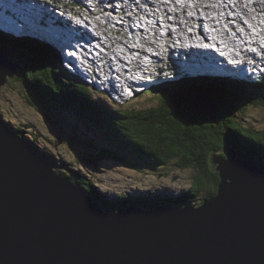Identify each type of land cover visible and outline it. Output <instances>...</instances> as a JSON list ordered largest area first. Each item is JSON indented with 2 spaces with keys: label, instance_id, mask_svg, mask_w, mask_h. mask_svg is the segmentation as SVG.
<instances>
[{
  "label": "water",
  "instance_id": "1",
  "mask_svg": "<svg viewBox=\"0 0 264 264\" xmlns=\"http://www.w3.org/2000/svg\"><path fill=\"white\" fill-rule=\"evenodd\" d=\"M18 70L0 48V90ZM212 100L194 106L217 124ZM221 154L199 206L106 213L0 114V264H264V167Z\"/></svg>",
  "mask_w": 264,
  "mask_h": 264
},
{
  "label": "trees",
  "instance_id": "2",
  "mask_svg": "<svg viewBox=\"0 0 264 264\" xmlns=\"http://www.w3.org/2000/svg\"><path fill=\"white\" fill-rule=\"evenodd\" d=\"M0 41L5 42L0 46L9 51L11 63L19 67L16 78L10 83L19 86L52 113L75 115L77 122L68 119L72 130L81 133L76 134L79 145L88 151L89 159L83 162L96 167L99 162L110 159L132 169L173 164L177 169L194 171L189 189L177 195L122 194L108 198L72 165L59 162L57 172L76 182L107 213L126 207L150 210L156 206H196L198 200L200 205L216 195L218 176L211 170L208 157L223 149H233L243 159L264 167V130L244 127L238 119L248 107L263 103L264 97L258 102L250 93H258L261 87L263 90L264 82L236 80L229 85L222 83L220 77L206 76L163 81L151 89L157 94L156 106L145 110L111 109L94 100L84 85L67 78L56 51L47 49L46 44L1 32ZM186 86L190 89L184 93ZM196 92L208 93L217 101V124L198 113L192 97L188 96ZM13 129L24 137V131L31 129V125ZM39 135L36 133L35 139H39ZM30 144L40 157L54 164L53 157L49 160L32 142Z\"/></svg>",
  "mask_w": 264,
  "mask_h": 264
},
{
  "label": "rangeland",
  "instance_id": "3",
  "mask_svg": "<svg viewBox=\"0 0 264 264\" xmlns=\"http://www.w3.org/2000/svg\"><path fill=\"white\" fill-rule=\"evenodd\" d=\"M38 1H40L39 5L44 3L43 6L45 7H48L47 5L50 7L53 6L45 2L48 0ZM51 3L54 4L56 2L51 0ZM22 6L25 7V9L19 12L25 14L27 12V6ZM28 6L29 8H33L30 4H28ZM171 28L175 29L173 26H171ZM226 29L229 30L228 27H226ZM101 30L109 32L108 29H105L104 27ZM162 32L164 33V31ZM109 35L114 36L111 34ZM117 39L125 41V37L123 39ZM140 43L141 42L137 40V44L139 45L138 48H141L142 43ZM129 44H134L133 40H131ZM56 47L59 48L58 46ZM49 48L55 52V49L47 46V49ZM146 50L150 52L149 49L146 48ZM6 52L9 54V51ZM59 58L60 56H58V59ZM219 60L221 61V59ZM68 69L70 71L72 68ZM85 77L86 75L84 76V79ZM220 78L222 79V83H229V85H231L232 82H236L230 74H225ZM10 81L12 80H9V82L0 90V113L12 127L22 129L25 125H31V129L24 131L26 137L30 139L41 153L46 154L50 158L49 160L52 161V157L55 159L54 164L56 165L48 160L47 161L55 167L56 171L60 170V168L57 167L59 162L72 165L73 169L87 177L92 183H94L98 191L101 194L106 195L108 198H113L122 194L139 196L150 192L177 195L189 189L191 180L194 176V171L192 169L180 170L174 167L173 164L156 168L151 165L140 166L139 169L136 170L127 168L120 163L107 159L99 162L96 167L83 162V159H89L88 151L85 150L83 146L79 145L76 134L81 135V133L79 131L75 133L72 130L73 126L70 124V120L77 122L75 120V115H58L52 113V110L29 96L16 84L10 83ZM96 87L98 88L97 85ZM189 89V86H186L184 93H186L187 90L189 91ZM263 92L264 89L262 90L261 87L258 93H250V96L251 98L255 97V100L260 102L264 97ZM95 97L103 103L108 104V102L104 101L102 97ZM25 98H28L30 101H27ZM29 102H32L36 106L34 107ZM128 102L129 104L126 106L128 109L145 110L157 105V94L155 91L153 93V90L149 89L136 100L132 99ZM212 102V98L202 96L201 104L208 105ZM238 119L244 127L258 131L264 130V101L259 105L248 107L247 111L238 116ZM77 124L84 129L80 123ZM36 133L40 134L39 139H35ZM58 138L61 141L60 144H58ZM199 202L200 200H198L196 204L199 205Z\"/></svg>",
  "mask_w": 264,
  "mask_h": 264
},
{
  "label": "bare ground",
  "instance_id": "4",
  "mask_svg": "<svg viewBox=\"0 0 264 264\" xmlns=\"http://www.w3.org/2000/svg\"><path fill=\"white\" fill-rule=\"evenodd\" d=\"M15 1H16V3H18L20 5L27 6L26 10H28V11L30 10V12H35L36 11V6H37L40 9L38 14H37L38 18H40V23H38V24L41 25V26H43L45 23H47L50 20V19H48L49 15H50L49 13H52V15L56 19H60V17H61V15L59 13L55 12V9H57L56 6L55 7L51 6L52 7L51 8L49 5L46 4L48 7H45L43 5H39L40 1H38V0H15ZM111 1H115V0H111ZM118 1H120L122 3V6H123L122 14L123 15L126 12L129 11V8L133 4V0H118ZM214 1H215V4H217V7L210 8L209 11H208V14L209 15L220 16L223 19H227L228 16L224 12L227 11V10H230V4L227 2V0H214ZM248 1L249 0H247L246 3H248ZM47 2H49V0ZM80 2H81V0H80ZM101 3L102 2L100 0H98L99 11L103 8ZM139 3H140V7H137L136 8V12L131 14V16H133V18L131 20H130V18L124 16L125 19H126L125 23L127 25L129 24V27L135 21L144 20L145 17L146 18H150V16H152V17L156 16V9L151 8V7H155L156 4L154 6L148 7L147 8L148 10H147L144 7L146 5V3H147V0H139ZM202 3H203V0L202 1H198L197 5H201ZM207 3H210V4L207 5V7L212 5V3L209 2V1ZM28 4L33 6V8H29ZM176 4H178V0H176L175 5ZM232 4L234 6H236L237 9L240 10L242 13H244L245 15L251 17L250 19L252 20V22L249 20L248 25H246L247 28H245L246 31L247 30H249V31L251 30L252 24L254 23V19L252 17L255 18L257 23H259V22L263 23L264 22V0H256V2L254 3L253 7L244 6L241 2H239L237 0H233ZM10 6H11V1L9 0V3L5 6L7 8L3 7V9H5V10H4V13L3 12L1 13L0 23H5L6 24L5 27L9 25L10 28H13V30L20 32L22 30V28L25 27V26H23V24H21L19 22L15 23L13 21V22H11V24L13 23L11 25V24H9L10 21H8L5 18L11 19V20H15V19L17 20V14L22 15L23 13H21L19 11H16L15 9H12L11 11H8ZM174 7L180 9L181 14H185L187 9L189 8V6H184L183 8L182 7H177V6H174ZM159 8L161 10L162 9L166 10V5H161ZM256 12H259L262 15H255ZM220 13H223V14L220 15ZM172 18H174L175 20H177L181 24V25L178 24L180 26L179 32L182 35H185L184 32L186 30V27L183 26V20L186 21L185 24L187 25L190 18H186L185 15H183V17H181L178 12H175L173 14ZM203 19L208 21V22H206L205 24L202 25L203 26V31L207 30L206 27L212 29L213 27L218 25V22H217V24H214L213 20L207 19V14H206V16L204 18L201 17L200 21H203ZM52 20H54V18H52ZM99 22H101V21H99ZM55 25H58L56 31H57V34H59L60 39L62 40L63 44H65V43L74 44V43H77L79 40L86 41V43L88 45L92 44L93 42H95L94 34L87 27L81 28V27L74 26L73 24L68 22L66 19H64L63 21L60 20L59 22L53 24V26H55ZM35 27L40 31V33L43 32L42 30L44 28L41 29L37 25ZM104 28L107 29L106 27H104ZM97 29L99 30L100 34L102 35V39L105 40V46L104 47H105L106 51L104 53L106 55H101L94 62L95 69L93 70V73H92L93 77L94 78H98V75L96 73V69H99V67L101 65L102 66L104 65L103 66V68H104L103 72H105L104 76L106 77L107 82L106 83L103 82L101 80V78H98V80H100L101 82L107 84L108 87H110V89H108L109 92L111 93L110 97L114 98V96H116L117 92H118V94H120V91H117V88L119 87L120 84L113 77L112 69H111V72L109 71V69L111 68V64L113 63L112 65H115V62H114V60L111 57L115 56L116 57V61L128 59V57H129L130 61L133 60V62H131V64H130L131 68L129 69L128 72L123 70V69H121L119 76L123 79V82H124V85H125L127 91L128 90H133L132 88H134L135 92L136 91H143L142 90L143 86H141L140 84H127V83L129 81L128 78L129 77H134L135 73H136L135 71L140 70L142 68L143 65H142V63L140 62L139 59L145 58V54L146 53L144 54V52L143 53L141 52V53H139L137 55H134L126 48H124V50H123L122 45L124 46V44H125V46H128L127 43L131 42V40H133V42L135 43L137 41L136 38H139V41L142 42L143 46H145V47H155V44L158 43L156 38L155 37L152 38L151 36L150 37L149 36H144V34H142V33H136L134 36H130V35L124 36L125 37V41H121V40L117 39V38H120V37L115 36L113 33H111V35H114V36H110V35L107 34V31L101 30L102 28H98L97 27ZM33 31L38 32L37 30H33ZM121 31L124 32V28H121ZM0 32H1V30H0ZM226 32L230 33L229 31L224 30V27H223L222 29L217 30L215 32L214 36L217 37V38L218 37H222V38H226V39H230V40L233 39L232 36L231 35L228 36V34ZM260 35L264 36V30H262ZM55 36H56V34H55ZM21 37L23 38V37H29V36H25V34L22 33ZM69 45H71V44H69ZM52 46H53V48L55 49L56 52H59V48H57L54 45H52ZM71 46H73V45H71ZM73 48L74 47H72L71 49H73ZM2 49H4V48H2ZM208 49L210 50L211 48H208ZM233 49H229L228 51L233 52L234 51ZM260 49H261V52H264V49H262V48H260ZM191 50H192V47H191ZM220 50H223V49L221 48ZM5 51H6V49H5ZM214 53H215L214 55L217 57L218 60L221 59V61H224V62L232 61L233 63H236V64L241 62L240 60L236 59V54H234V53H230L227 56H225V55L221 56V55L217 54L216 52H214ZM92 55H93V53H92ZM134 56H137L135 60L133 59ZM87 57L88 56H83L81 58V61H83V58H84V61H86ZM261 59H262V61L260 62L259 67L257 69H255V70L252 69L248 73L247 78L245 80H243L244 82H251V83H257V84H260V83L264 82V55L261 57ZM90 61L93 62V59H91ZM119 64L121 66L124 65L122 62H117L116 63V65H119ZM151 66L152 65H149L148 67H151ZM73 67H74L75 70L73 69ZM68 68H72V69L69 71ZM67 69L72 75H75V76L78 75L79 76V74H80L82 76L83 75L85 76V74L82 73L85 70V68H84L83 71L80 69V64L77 65L72 52L70 53V56H69V62L67 64ZM155 74L156 73H154L153 71H149L148 78H145L144 80L147 81V82L148 81H153ZM66 76L68 77L69 74H66ZM81 78L82 77H79V81L81 80ZM215 78H216V76H215ZM112 79L115 80V84L113 82H111ZM9 80H11V79H9ZM9 80H8V82H9ZM83 80L89 81V78L85 77V79H83ZM158 82L160 83L161 81H158ZM96 85L98 86V88L96 87V89L99 91V93H103L104 92L103 84L97 82ZM128 85H130V87H128ZM146 86L151 87V84H146ZM121 92H122V90H121ZM191 94L192 93H188V96L192 97L193 100H196V101L201 100V97H202L201 95H192L191 96ZM94 100L98 101L97 98H95ZM109 108H111V107L109 106ZM151 166H153L154 168L157 167L156 165H151ZM129 195H131V194H129ZM162 207H171V206H162ZM129 208H136V209L141 210L143 212H150L152 210V209L144 210V209H141V208H138V207H129ZM174 208H179V206H174ZM154 209H156V208H154Z\"/></svg>",
  "mask_w": 264,
  "mask_h": 264
},
{
  "label": "clouds",
  "instance_id": "5",
  "mask_svg": "<svg viewBox=\"0 0 264 264\" xmlns=\"http://www.w3.org/2000/svg\"><path fill=\"white\" fill-rule=\"evenodd\" d=\"M179 1V3H180V0H178ZM187 1V3L188 2H193L194 3V1L193 0H186ZM198 1H202V0H198ZM206 1H210V0H203V3L201 4V5H198V7L201 9V10H203V7L206 5V4H210V3H207ZM237 1H239V2H241L244 6H248V7H253L254 6V3L256 2V0H249L248 1V3H246V1L247 0H237ZM138 2V1H137ZM184 2V0L181 2V4ZM219 2V1H218ZM227 2L230 4V10H227V11H225L224 13L225 14H229L231 17H230V19L234 22V24L235 25H237L238 27H241V26H245L246 27V25H248V23H249V20L252 22V20L250 19L251 17H249V16H247V15H245L244 13H242L240 10H238L237 9V7L236 6H234L232 3H233V0H227ZM178 3V4H179ZM186 3V2H185ZM133 6H134V4H133ZM178 6V5H177ZM213 6H215V7H217V4H215V1H214V3H213ZM137 7H140V3H137V5H135V8H137ZM197 7V6H196ZM197 7V8H198ZM175 9H178V8H176L175 7ZM172 13H175V11H172V9L170 10ZM192 11V10H191ZM255 15H262L261 13H259V12H256L255 13ZM253 19H254V23L252 24V30H254L256 33H257V35L258 36H260V32H259V29H258V25H257V23H256V21H255V18L254 17H252ZM177 20H175L174 22H176ZM165 22V21H164ZM166 23H169V21L168 22H165V23H162V24H160V26H159V28H160V32L165 36V35H167L168 36V34H170L169 33V30H171V29H169L168 27H167V25H166ZM260 23V25H261V27H263L264 28V22L263 23H261V22H259ZM178 24H180L179 22H178ZM174 27V26H173ZM170 28H171V26H170ZM136 31L137 32H139V29L137 28L136 29ZM162 31H164V33L162 32ZM1 33H3V32H1ZM3 34H5V35H10V34H6V33H3ZM13 36V35H12ZM15 37V36H14ZM18 38V37H17ZM137 40H139V38H137ZM38 41H40V42H42L43 44H45L42 40H38ZM162 41L163 42H165L166 40L165 39H163L162 38ZM1 42V41H0ZM2 43H5V42H2ZM142 43V42H141ZM127 44H129V43H127ZM47 45V44H46ZM131 45H135V46H139L138 44H137V41L134 43V44H131ZM47 46H49V47H51L52 48V45L50 46V45H47ZM146 48L147 49H149V51H150V48L151 47H145V46H143V45H141V48H139V50H141L142 51V49H145L144 51H147L146 50ZM148 52V51H147ZM149 53H151V52H149ZM136 57L137 56H135V59H136ZM173 58V57H172ZM134 59V58H133ZM134 59V60H135ZM10 61V60H9ZM133 61V60H132ZM11 62V61H10ZM131 64V63H130ZM161 68H163L164 70H162L163 71V75L165 76L166 75V71L167 70H165V68H164V66L161 64ZM172 68H175V66H173ZM169 72V71H168ZM155 73H156V71H155ZM159 75H160V73H159ZM17 76V75H16ZM216 77H221V75H218V76H216ZM16 78V77H15ZM159 78H162V77H160V76H155V80H154V83L156 82V80H158ZM233 79H235V78H233ZM14 80V79H13ZM12 80V81H13ZM234 81H236V80H234ZM237 82V81H236ZM156 83H158V82H156ZM155 83V84H156ZM83 85V84H82ZM89 83H87L86 85H84L86 88H88V91L90 92V88H89ZM143 94V93H142ZM141 94V95H142ZM97 95H102V98L104 99V101H107V98H106V92H105V95L104 94H100V93H97ZM104 95V96H103ZM195 95V94H194ZM210 95V94H209ZM91 96H94V92L91 94ZM213 98V97H212ZM98 100V99H97ZM98 101H100V100H98ZM101 104H103V105H106V103H101ZM107 106V105H106ZM112 108V107H111ZM1 114V113H0ZM2 115V114H1ZM2 117H3V115H2ZM3 119H4V117H3ZM4 121H6L5 119H4ZM7 122V124L13 129L14 127H12L11 125H10V123L8 122V121H6ZM21 137V136H20ZM22 139H26L28 142L30 141V139H28L26 136H24V137H22ZM59 139V138H58ZM31 142V141H30ZM29 142V143H30ZM31 145V144H30ZM32 146V145H31ZM33 147V146H32ZM34 149V148H33ZM35 151V150H34ZM36 152V151H35ZM217 154H221V152L220 153H217ZM221 156H223V157H225L223 154H221ZM107 160H110V159H107ZM113 161V160H112ZM48 162V161H47ZM115 162V161H114ZM118 163V162H117ZM51 164V163H50ZM120 164H122V163H120ZM89 165H91V164H89ZM124 166V165H123ZM54 169H55V167H54ZM137 170V169H136ZM185 170H188V169H185ZM55 171H56V169H55ZM57 172V171H56ZM58 173V172H57ZM59 174V173H58ZM60 175V174H59ZM62 176V175H61ZM63 177V176H62ZM66 178V177H65ZM73 181V180H72ZM184 192V191H183ZM150 193H153V192H150ZM148 194V193H147ZM155 194H158V193H155ZM160 194V193H159ZM180 194V193H179ZM143 195H146V194H143ZM168 195H171V194H168ZM90 197V196H89ZM91 198V197H90ZM93 200V199H92ZM97 204V203H96ZM195 206V205H194ZM196 206H199V205H196ZM158 207H162V206H156L155 208H158ZM122 209H125V208H122ZM152 209H154V208H152ZM104 211V210H103ZM117 212V211H116ZM107 213V212H106Z\"/></svg>",
  "mask_w": 264,
  "mask_h": 264
}]
</instances>
